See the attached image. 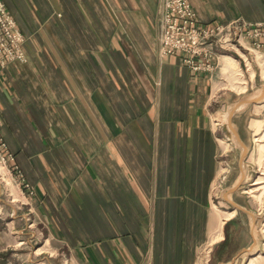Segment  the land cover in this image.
<instances>
[{
    "label": "crops",
    "instance_id": "0c3cea01",
    "mask_svg": "<svg viewBox=\"0 0 264 264\" xmlns=\"http://www.w3.org/2000/svg\"><path fill=\"white\" fill-rule=\"evenodd\" d=\"M2 1L26 62L0 75V137L34 195L13 207L0 185V264H202L243 230L252 243L217 263L238 264L254 242L241 195L264 82L228 92L161 57L162 0ZM188 1L201 25L264 24V0Z\"/></svg>",
    "mask_w": 264,
    "mask_h": 264
},
{
    "label": "built area",
    "instance_id": "2783aa9c",
    "mask_svg": "<svg viewBox=\"0 0 264 264\" xmlns=\"http://www.w3.org/2000/svg\"><path fill=\"white\" fill-rule=\"evenodd\" d=\"M159 27L160 56H179L182 64L193 73L210 76L218 73L219 82L224 84L222 90H227L226 74L220 72L224 57L237 62L241 74L249 71V64L253 65L263 57L264 24H248L238 19L225 24L201 25L188 0H162ZM24 41L16 22L0 0V74L9 63L26 62L22 50ZM241 54L246 55L249 64ZM0 184L7 191H11L7 187L11 185L17 199L12 198L10 202L20 207L25 206L23 198L34 195V188L25 180L1 137ZM9 191L7 196L13 197V192Z\"/></svg>",
    "mask_w": 264,
    "mask_h": 264
},
{
    "label": "rangeland",
    "instance_id": "374dc122",
    "mask_svg": "<svg viewBox=\"0 0 264 264\" xmlns=\"http://www.w3.org/2000/svg\"><path fill=\"white\" fill-rule=\"evenodd\" d=\"M24 40H25V38H24ZM23 45H24V43H23ZM23 45H22V50H23ZM23 52H24V50H23ZM262 53H263V57L261 59L257 60L254 63L255 65L249 64L248 59L246 58V55L241 54L242 57L246 60V62H248L249 66H250L249 71L244 72L243 74H241L239 72L238 64L232 58L228 57L225 59V61H223L224 64L220 65V72L226 74V75H224L226 77V80H227V86H226L227 90L226 91L244 94V93H249L248 91H251V88L254 87V90H255V87H259L262 85V83L264 81H261L259 79V75H258L260 73V77L262 79H264V51H262ZM256 64L259 66V68L257 67ZM255 72H256V78L253 79ZM238 74H240V76L236 77V75H238ZM241 75H243V76L241 77ZM237 84H239V85H237ZM223 85L224 84H220L219 86L222 87ZM247 88H248V91H247ZM258 117L264 119V114L258 115ZM263 124H264V122H263ZM252 126H253L254 132H251V136H249L250 145H251L250 146L251 152L248 155L247 162L249 164H253L255 172H253L250 176V179H248L242 185L243 195H241V196H242L243 200L244 201L247 200L249 205L251 207H253L255 210V216L257 217V219L255 220V227L253 228V230H254L253 247L256 246V244H257L259 252L256 256H253V257H248L251 252H245L242 255V257L240 258L238 264H264V175L258 174L256 165L253 161L256 158L255 157L256 154L262 155V158L258 157L259 160H261V159L264 160V126L260 122H254ZM219 137H222V136L219 134ZM253 138H254L255 142L253 141ZM228 139L226 138L227 143H228ZM224 144H225V142H224ZM230 151H231V149H230ZM237 157H238L237 153L232 152L231 156L227 158V160H228L227 165L229 166V168H227V170H225L226 174L223 177V180L221 179L220 183L218 184L219 187L222 186V188H223V186H226L228 184L229 175L232 178L237 175V173L239 171V169L237 168V163H236ZM261 166L264 167V163H262ZM261 171L264 172V168L261 169ZM256 178H258L257 182H259V183L257 185L252 186L251 183ZM0 185H1V188L3 189V191L5 192L4 199L7 202V204H11V206H13V207L17 206L16 204L10 202V200L12 198L17 199V197L15 196L16 193H14V191L12 190L11 185L9 184V186H7L8 189L11 190V191H9V190L8 191L13 192L12 193L13 197H10V198L7 196L8 191L4 188V185H2V184H0ZM217 190H219V188H216V186H215L214 190H213V195H215V194L218 195ZM230 214L231 213L225 214L224 215L225 219H227L230 216ZM219 236L221 237V232H220ZM224 237L227 239V241L225 243H223L224 247H221L220 249H215L213 253L211 251V249H213V248L210 245H208V247L205 246L204 248H202V250H200V253H201L200 258H201L202 264H205V262L208 260H210L208 262V264H217V263L222 262V261H229V259H231V257H232V254L241 245L252 243V240L249 238L247 233L243 230H239V231L237 230L234 233L229 232V230H228V232L224 234ZM24 238H26V236H23V239ZM219 239H221V238H219L218 234H217L215 236V238H212L211 244H212V242L217 241ZM40 247H41L40 244H38L35 248V249H37L38 254L40 252L45 251L44 249H40ZM38 249H39V251H38ZM34 251H36V250H34ZM211 254H215L217 256V258L216 259H214L213 257L210 258Z\"/></svg>",
    "mask_w": 264,
    "mask_h": 264
},
{
    "label": "bare ground",
    "instance_id": "6f19581e",
    "mask_svg": "<svg viewBox=\"0 0 264 264\" xmlns=\"http://www.w3.org/2000/svg\"><path fill=\"white\" fill-rule=\"evenodd\" d=\"M263 80H264V79H263ZM217 119H218V122L221 121V118H220L219 115H217ZM244 151H245V150H244ZM243 153H245V152H243ZM245 252H251V253H253V254H250L248 257L256 256V255L258 254V252H259V249H258V247H257V244H256V246L252 247L251 249H249V250H247V251H245Z\"/></svg>",
    "mask_w": 264,
    "mask_h": 264
}]
</instances>
